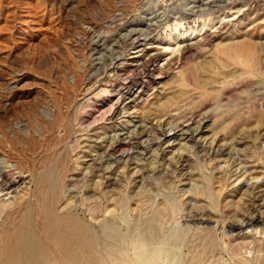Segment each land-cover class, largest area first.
I'll list each match as a JSON object with an SVG mask.
<instances>
[{
  "label": "rangeland",
  "instance_id": "374dc122",
  "mask_svg": "<svg viewBox=\"0 0 264 264\" xmlns=\"http://www.w3.org/2000/svg\"><path fill=\"white\" fill-rule=\"evenodd\" d=\"M240 44L250 64L227 52ZM0 139L38 167L53 154L63 205L97 227L105 170L129 198L122 231L165 207L124 264H264V0H0ZM18 161L0 150V171ZM27 179L0 190V234Z\"/></svg>",
  "mask_w": 264,
  "mask_h": 264
},
{
  "label": "bare ground",
  "instance_id": "6f19581e",
  "mask_svg": "<svg viewBox=\"0 0 264 264\" xmlns=\"http://www.w3.org/2000/svg\"><path fill=\"white\" fill-rule=\"evenodd\" d=\"M251 47L250 44H240L227 52L236 59L242 57L243 62L249 63L254 53ZM188 49L189 46L184 47V53ZM139 52L137 61L154 62L157 57L159 58L158 52H153L152 49L141 48ZM18 143L13 142L11 147H8V144L0 139V150H11L19 158L16 165H7L6 169L0 171V190L6 189V194L18 192L22 184L26 185L30 181L27 177L32 179L35 187L27 188L20 199L21 208L18 215L10 216L11 219H8V224L6 223L5 229L1 231L0 264H56L58 261L64 264H114L117 253L120 254L117 259L124 264L130 261L126 255L129 246L136 249L139 258L144 259L148 256L145 248L147 240L155 237L161 230L160 223L165 207L144 223L137 226L128 225L129 230L122 231L114 219L119 210L128 207L129 198L122 190L124 185L120 184L119 188L111 187L110 170H105L101 175L102 179L92 183L96 190L93 191L94 196L99 190L103 191L93 198L94 208H97L101 197L108 201L106 221L97 227L85 216L76 213L68 203L63 205L68 175H65L67 171L60 172L57 169L58 160L56 162L52 160L53 154L49 155L47 166L38 167L33 160L26 159L25 149L23 146L19 147ZM30 147L35 149L37 142L31 140ZM15 169L22 173L28 172V175L20 173L17 178H10L9 172ZM75 174L71 175L72 180ZM32 194L36 196L35 202L28 197ZM170 205V201H167L166 208L169 209ZM94 212L96 210L92 214Z\"/></svg>",
  "mask_w": 264,
  "mask_h": 264
}]
</instances>
